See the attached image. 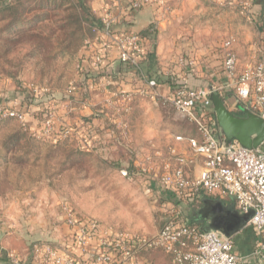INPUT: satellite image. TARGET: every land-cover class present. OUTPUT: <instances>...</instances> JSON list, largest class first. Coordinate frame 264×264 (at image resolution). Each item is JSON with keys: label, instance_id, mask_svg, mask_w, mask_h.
Wrapping results in <instances>:
<instances>
[{"label": "rangeland", "instance_id": "1", "mask_svg": "<svg viewBox=\"0 0 264 264\" xmlns=\"http://www.w3.org/2000/svg\"><path fill=\"white\" fill-rule=\"evenodd\" d=\"M223 1H208L195 23L200 32L198 40L225 52L224 41L233 37L242 70L248 63L264 59V0H259L257 14L254 6L248 11ZM94 2L0 0V105L10 106L11 100L19 99L18 109L33 111L29 116L36 119L33 128L37 131L41 128L40 118L51 110L55 112L56 132L73 130V134L54 143L34 136L28 121L23 123L15 117L0 120V228L14 221V213L9 212L15 207L26 210L19 218L15 216L18 220L30 218L47 223L58 216L64 223L63 206L68 203L81 216L95 217L149 239L159 232L171 211L169 199L145 194L148 182L139 175V161L145 154L154 153L152 145L165 155L167 143L176 135H196L193 123L179 115L169 102L140 95L129 103L113 97L111 106L99 103L97 116H82L78 122L74 117L73 101L79 91L76 88L82 87L75 86L81 83L78 65L84 41L98 19ZM30 84L49 90L45 96L35 97L27 87ZM216 91L225 97L234 95L229 88ZM160 163L157 159L154 168L158 169ZM123 169L130 172V177L122 174ZM207 198L221 199L226 204L232 201L214 195ZM178 204L188 220L190 209L201 205L174 202ZM246 231L255 236L247 225L239 237H245ZM235 235L237 242L238 234ZM5 252L0 264H16ZM166 262L160 250L140 246L133 261L116 263Z\"/></svg>", "mask_w": 264, "mask_h": 264}, {"label": "built area", "instance_id": "2", "mask_svg": "<svg viewBox=\"0 0 264 264\" xmlns=\"http://www.w3.org/2000/svg\"><path fill=\"white\" fill-rule=\"evenodd\" d=\"M119 1L116 0L115 8L119 7L122 13L125 7L119 5ZM215 1L220 4L224 2ZM157 2L161 5L165 3L163 0H132L128 10L134 11ZM227 2L248 11L249 7L254 6V0ZM109 10L102 17L101 26L94 28L96 34L84 41L82 61L78 65L80 74L87 72L83 66L86 56L94 76L107 87L113 85L116 80L113 77L115 66L110 54L115 51L121 63L118 75L123 73L125 66L124 71L137 75L143 85L136 91L116 89L112 91L113 97H120L123 103H129L139 95L153 101L163 99L195 125L197 134L176 135L174 140L180 145H169L165 155L152 145L154 153L145 154L139 161V175L148 182L145 194L158 198H163L165 192L172 195V199H169V203L173 204L171 211L163 210L169 214L164 217L154 237L148 239L127 229L105 224L95 217L81 216L67 203L63 210L64 221L71 229L69 245L36 243L32 264L126 263L136 258L140 246H145L147 250L164 251L169 256L167 264H241L242 257L235 253L234 236H226L218 230H201L200 225L188 220L183 215L182 207L174 205V202L195 204L203 194L230 198L234 200L239 213L251 214L247 225L252 226L264 239V142L255 149H248L234 139L228 148H224L210 99L212 90L229 88L239 101L264 117V59L248 63L241 70L233 47L235 39L230 37L222 45L225 50L224 74L229 79L227 85H213L211 90L192 87L184 79L186 84L164 93V83L146 74L142 67L147 53L143 36L134 31L117 34L113 27L116 16ZM252 17L255 18L254 15ZM27 87L35 97L45 96L49 90L35 84ZM31 112V109L21 110L13 104L0 105V120L15 117L26 123L27 117L33 114ZM54 120L55 112L51 110L44 119L40 118L41 128L38 131L30 129L34 136L51 139L54 143L73 134L71 128L56 132ZM157 159L161 160L158 169L153 166ZM122 174L130 177L126 169L122 170ZM255 254L264 260V240ZM9 256L14 263L21 262L16 252H10Z\"/></svg>", "mask_w": 264, "mask_h": 264}, {"label": "crops", "instance_id": "3", "mask_svg": "<svg viewBox=\"0 0 264 264\" xmlns=\"http://www.w3.org/2000/svg\"><path fill=\"white\" fill-rule=\"evenodd\" d=\"M131 1L120 0L118 2L119 5L125 7L121 13L119 7L115 8L116 0H95L93 8L100 24L96 23L93 26L92 34L89 37L96 34L94 28L101 26L102 17L110 9L112 15L116 16L113 27L117 34L124 31H134L143 36L146 50L152 53V56L148 58L146 56L142 63L146 74L153 77L172 74L182 81L185 79L195 84L199 82V86L202 83L227 85L229 79L224 74L223 50L216 45H208V41L201 42L198 40L200 39V32L196 30L198 27H195L196 21L202 17L203 9L209 2L216 3L214 0H208L209 2L207 0H163L165 2L163 5L157 2L130 11L128 6ZM258 8L260 9L259 0L255 1L254 4L256 14L259 11ZM110 59L114 66L118 63L115 51L111 52ZM83 66L87 72L78 75L81 83L77 82L79 84L75 85L76 87L82 86L76 88L79 91H76L78 93L76 94L77 99L73 101L76 122H78L77 119L82 120V116L88 115L90 118L92 115L97 116L99 109L97 106L100 102L105 106H111L114 101L112 91L115 89L136 91L143 85L137 75H131L124 71V66L123 71L121 70L123 73L117 75L114 84L107 87L95 77L96 75L90 68L86 56L83 58ZM163 85L164 93L171 90L167 84ZM80 90H85V92H80ZM99 91H103V93H99ZM17 101L19 99L11 100L10 103L19 108L16 105ZM35 120L34 117H27L28 125L31 128L36 124ZM155 143L158 142L155 140ZM174 144L180 145L175 140L167 143V145ZM157 147H159V143ZM21 210L19 207L12 209L9 213H14V221H9L7 228H0V262L3 259V253L6 251V254L16 252L23 264H32L34 246L43 241L58 246L69 245L71 229L65 222H60V217L50 219L47 223H39L30 218L15 219V216L19 218V215L26 211L25 209ZM44 224L46 225L43 226ZM250 228L253 229L252 226ZM240 232L241 230L237 233V242L235 241L236 235H234V241L235 253L242 257L241 264H264V261L255 254L264 240L262 235L255 232V236H253L252 233L246 231L245 237L241 238L239 237ZM39 237L43 239L42 242L39 241ZM12 239L14 240V242L12 241L13 244L11 243Z\"/></svg>", "mask_w": 264, "mask_h": 264}, {"label": "water", "instance_id": "4", "mask_svg": "<svg viewBox=\"0 0 264 264\" xmlns=\"http://www.w3.org/2000/svg\"><path fill=\"white\" fill-rule=\"evenodd\" d=\"M120 68L121 63L118 62L114 67L115 75L119 74ZM200 86L213 88L211 83H202ZM210 99L216 117L215 125L224 148H228L234 139L248 149H255L264 142V117L234 95L227 94L225 97L212 90ZM202 202L201 216L204 223L200 228L203 231L218 230L231 237L246 227L251 218V214H241L234 208V200L226 204L221 199L205 198Z\"/></svg>", "mask_w": 264, "mask_h": 264}, {"label": "trees", "instance_id": "5", "mask_svg": "<svg viewBox=\"0 0 264 264\" xmlns=\"http://www.w3.org/2000/svg\"><path fill=\"white\" fill-rule=\"evenodd\" d=\"M97 21V23H99V20L97 19L96 20ZM100 24V23H99ZM261 28L264 30V21H263V24L261 23ZM92 34V33H91ZM91 34H90V36H91ZM146 56H147V58L148 57H150V56H152V53L150 52V51H147V53H146ZM117 75H114L113 74V77H116ZM159 81H161V82H163L164 84H167L168 86H169V88L171 89V90H174L177 86H182V85H184V84H186L184 81H181L180 80V78H177V77H175L174 75H172V74H168V75H164L163 77L161 76V77H156ZM188 85H190L189 83H187ZM191 86V85H190ZM8 118H11V117H8ZM45 117H43L42 119H44ZM55 143H57V142H55ZM207 196L208 195H206V194H203V195H201V196H199L197 199H196V203H202V200L203 199H205V198H207ZM163 198L165 197V198H167V199H172V195L171 194H169L168 192H165L164 193V195L162 196ZM191 222H193V221H191ZM194 223V222H193ZM157 250H160V249H157ZM161 252H163L164 254H165V256L167 257V262H166V264L168 263V261H169V256L164 252V251H162V250H160Z\"/></svg>", "mask_w": 264, "mask_h": 264}, {"label": "flooded vegetation", "instance_id": "6", "mask_svg": "<svg viewBox=\"0 0 264 264\" xmlns=\"http://www.w3.org/2000/svg\"><path fill=\"white\" fill-rule=\"evenodd\" d=\"M203 205L204 204L202 202L201 205H195L190 209V221L198 222L200 225L204 223L203 217L201 216V210Z\"/></svg>", "mask_w": 264, "mask_h": 264}]
</instances>
